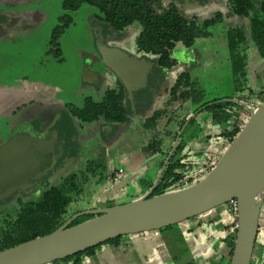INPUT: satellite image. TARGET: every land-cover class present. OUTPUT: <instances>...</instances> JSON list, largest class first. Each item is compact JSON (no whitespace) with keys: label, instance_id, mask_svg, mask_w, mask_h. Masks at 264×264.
<instances>
[{"label":"rangeland","instance_id":"1","mask_svg":"<svg viewBox=\"0 0 264 264\" xmlns=\"http://www.w3.org/2000/svg\"><path fill=\"white\" fill-rule=\"evenodd\" d=\"M62 1L0 0V142L5 143L17 135L22 130L23 124L27 120L35 119L34 116L40 110L55 107L54 110L62 111L67 110V106L81 109L87 98L93 102H100L107 90L118 88L116 77L99 59L94 43L95 27L93 26L98 24L95 18L99 15V11L83 4L74 12H65L62 9ZM199 2L204 3V0ZM222 2L215 0L211 5L203 7L196 5L199 7L188 8L184 13L207 19L221 8ZM253 2L257 6L259 0ZM64 16L69 17L70 24L57 40L60 56L56 57L55 49L51 46V38L55 28L61 25L60 20ZM244 22L246 23L245 20L238 21L236 18H225L223 23L210 28L209 38L197 39L193 48L187 50L177 46L171 55L177 60V65L158 74L150 89V110L165 108L163 106L167 96L164 94V89L174 83L181 71L189 72L202 101L228 97L232 93V79L225 32L228 26L239 23L244 25ZM140 31L141 26L138 23L132 24L122 33H114L104 28L103 34L106 37L104 43L107 47L135 56L136 39ZM248 54V86L253 93L251 105L257 106V95L264 90V60L253 48L249 49ZM143 58L152 64L148 76L153 77L154 67L151 58ZM87 77L93 80V87L85 82ZM172 109L176 110V105L172 104L167 108L169 112ZM63 115L64 125L79 126L75 119L68 116L69 114ZM196 115H198L196 120H199L198 123L206 131L205 138L209 142L195 140L196 136L202 133V130L197 133L201 129L197 121L188 128L193 133V138L188 143L193 154V157L189 158L193 167L187 172L194 177L191 184L201 178L200 173L203 172L205 160L215 156L216 153H220L221 156L229 146L224 138L217 136V133L222 131L221 127L207 126L210 120L207 113L199 111L195 113ZM143 121L142 115L135 114L129 123L124 125L128 128L126 132L120 134L118 131L114 137L107 139L96 137L80 146V161L73 172L78 178H87L88 183L84 186L77 203L69 207V214L91 210L90 208H106L109 203L114 206L123 205L149 192L148 190L144 193L145 189L140 180L146 178V171H149L154 160L145 156L143 158L148 159L147 163L145 166H140L139 171L134 174L136 186L131 185L127 188V186L120 187L119 184L107 185V178L117 168L122 167L125 171L130 169L131 164L135 162L131 163L134 155L143 153L142 146L154 135L153 132L142 128ZM228 122L230 129L234 122L232 118H228ZM165 123L166 118L161 119L157 128H162ZM121 126L123 125L118 127ZM169 128L173 129L171 125ZM59 137L62 138L60 135ZM133 148H136V154H133ZM97 180L100 182L98 185ZM39 194L29 200H36ZM226 205L196 219L185 221L181 224V232L180 224L151 232L154 235L159 234L164 242V246L158 245L160 240L155 238L158 247L154 248L155 246L151 245L152 253L138 246L135 241L136 238L140 241L145 234L127 235L122 236L115 246H103L100 249L102 253L99 250L94 256L83 257L80 264H185L197 259L202 264H215L218 255L223 252L227 254V249L221 253L224 246L220 243L223 240L220 238V232L225 231L227 226L221 225L222 222L218 223ZM18 209L19 206L15 204L10 205L8 210L0 208V225L4 219L1 213L7 212L14 218ZM187 226H190L189 231ZM259 226L264 228V202ZM147 234L150 236V233ZM153 239L151 241H154ZM261 239L262 236L259 237V241ZM189 250H195L196 257H192ZM261 254L262 250L257 249L256 257L261 258Z\"/></svg>","mask_w":264,"mask_h":264},{"label":"trees","instance_id":"2","mask_svg":"<svg viewBox=\"0 0 264 264\" xmlns=\"http://www.w3.org/2000/svg\"><path fill=\"white\" fill-rule=\"evenodd\" d=\"M222 1L221 8L207 19H200L195 15L185 14L176 7L174 2H167V0L62 1V9L65 12H74L83 4L96 8L99 11V15L95 19L103 30L106 28L114 33H122L134 23H138L141 26V31L136 39V53L141 58H151L154 76H148L145 89L134 92V108H131L126 91L119 80H117L118 88L107 90L100 102H93L90 98H87L83 108L77 109L67 106L66 109L67 114L81 124L89 125L103 122L113 131L120 125L128 124L135 114L142 115L144 118L142 128L145 131L154 133L152 138L145 144L144 149L148 153L157 156L149 171H146V178L140 180L143 189H145L144 193L152 187L178 132L191 115L200 109L202 113H207L212 124L222 129L221 132L217 133V136L224 138L228 145L234 141L240 132L239 129L235 128L236 123L240 121L241 117L245 120L249 117L248 109L240 103L251 105L253 102V93L248 86L247 78L249 49L253 48L257 55L264 60V0H259L257 6H255L253 0ZM225 18H236L238 21H246L244 25L239 23L228 26L225 32L232 79V93L228 97L202 101L189 72L181 71L174 83L164 89V94L167 96L163 106L165 108L151 111L149 108L151 104L150 89H152L157 75L163 70L171 69L177 65V60L171 56L173 50L177 46L187 50L193 48L197 39L209 38L211 35L209 32L210 28L223 23ZM60 21L61 25L55 28L51 38V46L55 49L56 57L60 56L57 40L70 24L68 16H64ZM230 100H235L236 102L233 103ZM257 100L258 105L264 102V90L259 92ZM172 104L176 105V110L172 109L169 112L167 108ZM197 116L191 118L184 128L172 157L168 161L151 196L184 189L196 184L205 177L207 173L205 162L203 164V172L200 173L201 178L199 180L196 179L194 184H191L194 177L187 174L188 170L193 167V163L190 160L193 154L188 147V143L193 138V133L188 128L196 122ZM163 118H166L164 128L158 129V123ZM228 118H232L234 122L230 129ZM170 125L173 129L169 128ZM59 129V134L64 138V134L70 129V126L63 124L62 128ZM200 131L201 129L197 133ZM213 157L218 160L220 153L211 156V158ZM59 164L62 163L60 162ZM92 166L99 167V165ZM91 171L89 170V173ZM149 173L150 175H148ZM109 178L110 176L107 180ZM87 183V178H78L74 172L62 176L54 182L45 181L36 200L20 202L14 218L8 213L3 216L4 219L0 225V252L34 238L48 235L62 226L75 214V212L69 214V207L77 203ZM99 183V180H97V185ZM112 206L114 205L110 203L107 205V207ZM226 207H228V204ZM92 217H80L70 227ZM196 218L194 217L193 219ZM228 228L229 225L226 230ZM120 239L121 237L110 240L93 249L52 264H80L83 257L94 256L105 245L115 246ZM234 240V236H228L223 239L228 256L225 264L230 262ZM185 264H202V262L197 259Z\"/></svg>","mask_w":264,"mask_h":264},{"label":"water","instance_id":"3","mask_svg":"<svg viewBox=\"0 0 264 264\" xmlns=\"http://www.w3.org/2000/svg\"><path fill=\"white\" fill-rule=\"evenodd\" d=\"M96 38L95 45L101 62L119 80L133 109V94L146 88L152 64L144 58L107 47L102 40L101 30ZM85 82L92 84L93 80L87 77ZM240 104L248 109L249 117L234 141L221 154L215 167L202 180L184 189L151 196L184 128L195 117L194 114L178 132L152 187L143 197L123 205L76 213L52 233L1 251L0 264H52L122 236L144 234L182 224L231 201L237 202L238 229L229 264H251L264 202V102L257 106ZM47 112L45 110L44 113ZM43 119L39 132L45 133L48 124ZM56 138L55 130L49 139L32 138L27 133L0 146V194L2 188L6 189L2 197L13 192L7 191L8 187L22 183L38 169L41 161L38 157L53 154ZM72 161L71 158H65L62 168L49 181L54 182L56 178L67 175ZM130 181L122 182L120 187L127 186ZM84 216L93 217L70 227L76 219Z\"/></svg>","mask_w":264,"mask_h":264},{"label":"flooded vegetation","instance_id":"4","mask_svg":"<svg viewBox=\"0 0 264 264\" xmlns=\"http://www.w3.org/2000/svg\"><path fill=\"white\" fill-rule=\"evenodd\" d=\"M214 1L215 0H204V3H200L199 0H167V2H174L176 7L182 12L196 5H199L200 7L207 6L208 4L211 5ZM93 27H95L96 30V32H94V43L97 39L96 35L99 30H101L102 40L104 42V39H106V37L103 34V29L98 24L97 26L94 25ZM135 56L141 58V56L138 55L137 53ZM54 108L55 107H51L48 109L40 110L37 113V115L34 116L35 119L27 120V122L23 124L22 130L19 131L17 135L10 138L11 140L16 136L25 135L28 133L32 138L49 139L50 134L53 130H55L58 134L56 140L53 143V148H52L53 154L47 155L45 157H38L39 159L41 158L40 165L38 169L29 178H25V180L22 181V183H18L15 186L8 187L7 191L13 190V192L10 193L7 197L1 196L6 193L5 188L1 189V194H0L1 209L6 208V210H8V208H10V205L12 204L18 205L20 202L29 200L34 195L40 193L43 188L44 182L49 181L50 177L53 176L58 170L62 168L63 166L62 161L65 158L73 159L69 167V169L71 170L67 175L73 173V171L76 169L80 161V155H81L79 152L80 146H83L84 143H86L87 141L94 140L96 137L105 138V139L112 138L120 130V127H117V129L113 131L103 122L89 124L88 126H85V124H81L78 122L79 126L78 125L74 127L70 126V129H68L66 134H64V138L60 139L59 135L61 136V134H59L60 132L59 128H62L63 122L65 121L63 114L67 113L66 112L67 110H62V111L60 110L56 112ZM45 110L48 112L44 113ZM68 116L71 117L70 115ZM42 117L46 119L47 121L46 124H48L45 133L37 131V129H40L41 125L44 123V119ZM65 137H67V139H65ZM10 140H8L7 142H9ZM7 142L5 143L0 142V146L6 144ZM60 162L62 164H59ZM57 180H59V178L56 179V181ZM1 214H3L2 216H5L7 212ZM257 249L262 250L261 258L256 257ZM262 262L264 263V237L260 241L259 240L256 241L251 259V264H262Z\"/></svg>","mask_w":264,"mask_h":264},{"label":"crops","instance_id":"5","mask_svg":"<svg viewBox=\"0 0 264 264\" xmlns=\"http://www.w3.org/2000/svg\"><path fill=\"white\" fill-rule=\"evenodd\" d=\"M117 80V79H116ZM89 85V84H88ZM90 86H92L93 87V84H90ZM197 121V123L199 122V120H196ZM85 126H88V125H85ZM198 126L201 128V130H202V133L197 137V138H195V140L197 139V140H203V142H209L208 141V139H206L205 138V135H207V133H206V131H204L203 130V128L201 127V125L198 123ZM207 126L208 127H216L215 125H213L212 124V122H211V119L208 121V124H207ZM128 130V128L127 127H125L124 125L123 126H121L120 127V134L121 133H124V132H126ZM194 140V141H195ZM206 143V145H208ZM194 144H195V142H194ZM205 144V143H204ZM144 146L145 145H143L142 146V148H141V150H142V152L143 153H141V154H139L138 156H136V155H134V157L132 158V160H131V163L132 162H134V163H132L131 164V166H130V169L128 170V171H125V169L124 168H122V167H119L118 169H123L124 170V172H126L125 173V177L122 179V181L119 183V186H120V184L122 183V182H124V181H127V180H129V179H131V181L128 183V185H127V188H128V186H131V185H135L136 186V182H135V176H134V174L135 173H137L138 171H139V169L141 168L140 166H145V164L147 163V161H148V159L150 158V160H154L155 159V157H157L156 155H152V154H150V153H148L147 151H145V149H144ZM132 150V149H131ZM133 150H134V152H133V154L135 153L136 154V148L134 149L133 148ZM138 150V149H137ZM143 156H145V158L147 157L148 159H144L143 158ZM140 167V168H139ZM116 171V170H115ZM114 173V172H113ZM112 173V174H113ZM111 174V175H112ZM132 174H133V176H134V178H132L133 176H132ZM147 174V173H146ZM111 175H110V177H111ZM130 176V177H129ZM132 176V177H131ZM137 176V175H136ZM108 181V180H107ZM118 185V184H117ZM126 187V186H125ZM90 209H96V208H90ZM225 211H223V212H221L222 214H220V219H218V223H221L222 222V224L221 225H225V226H228L229 224H230V222H229V219H228V216H227V213H228V207H226V209H224ZM224 223H226V224H224ZM193 226V225H192ZM180 228V232L182 231L181 230V224H180V226H179ZM187 230L189 231L190 230V226H187ZM155 232V231H154ZM153 232V233H154ZM150 233V236H148V234L147 233H144V234H138V235H144L145 237H143L142 236V238H140L141 240L140 241H138V238H136L135 239V241H137V244H138V246H142L143 248H146L147 250H148V252H150V253H152V247H151V245L154 247V248H157L158 247V245L159 244H163V246H164V242H163V240H161L162 238L159 236V234H157L156 233V235H154L153 233H151V232H149ZM152 235H154V236H152ZM184 235V234H183ZM149 237V238H148ZM185 237V236H184ZM152 238H154L153 240L154 241H151V239ZM157 240H160V243H158V245H156V239ZM188 243V242H187ZM224 247L221 249V253H222V251H224V249H226V246H225V244H224V242H223V240H221V242H220ZM189 249H191L190 247H189ZM102 250H100V252H101ZM189 252L191 253V255H192V257L193 256H195V250H189ZM102 253V252H101ZM145 256V255H144ZM196 257V256H195ZM154 259V258H153ZM228 260V256H227V254H224V252L221 254V255H218V257L215 259V264H225L226 263V261ZM156 260H154V262H155Z\"/></svg>","mask_w":264,"mask_h":264},{"label":"built area","instance_id":"6","mask_svg":"<svg viewBox=\"0 0 264 264\" xmlns=\"http://www.w3.org/2000/svg\"><path fill=\"white\" fill-rule=\"evenodd\" d=\"M246 120L241 117L240 121H238L235 125V128L241 130L245 124ZM217 163V158L213 157L210 159H206L205 160V167H206V172L208 173L210 170H212L215 165ZM124 178V170L123 169H117L116 171H114V173L111 175V177L108 179L107 181V185L108 186H114L119 184L122 179ZM237 202L236 201H231L230 203H228V219H230V224H229V228L223 232H220L221 239H224L228 236H236V232L238 229V225H237ZM264 228H261V226H258V234H257V240H259V237L262 236V238L264 237Z\"/></svg>","mask_w":264,"mask_h":264}]
</instances>
